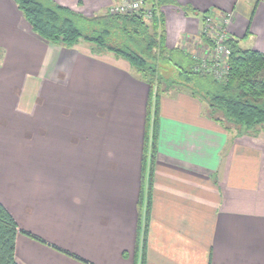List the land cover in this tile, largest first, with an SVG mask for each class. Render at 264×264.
Returning <instances> with one entry per match:
<instances>
[{"label":"crops","instance_id":"1","mask_svg":"<svg viewBox=\"0 0 264 264\" xmlns=\"http://www.w3.org/2000/svg\"><path fill=\"white\" fill-rule=\"evenodd\" d=\"M55 1L92 15L117 0ZM175 1L199 14H186L175 4L163 5L169 46L186 49L202 43L201 14L210 11L228 15V35L239 38L242 47L264 51V0ZM87 77L90 92L98 87L105 117L112 118L106 129H114V142L120 145L129 140L125 131L134 135L132 143L141 165L149 87L129 62L110 52L95 55L90 44L82 41L73 47L48 42L32 30L15 0H0V141L7 138L24 144L28 137L35 143L46 136L58 106L42 99L57 86H86ZM110 95H114V106ZM113 110L120 118H113ZM107 132L104 139L110 137ZM122 149L106 156L116 157L119 152L120 164ZM16 155L24 157L25 151L18 149ZM141 174L134 182H118L115 195H106L101 213L87 216L85 245L67 246L70 250L61 248L59 253L37 247L34 264H141L136 254ZM93 183L108 187L105 181ZM89 194L88 201L92 199L99 208L98 193ZM150 194L144 264H264V133L233 137L207 115L206 104L199 98L176 90L163 95ZM0 202L21 225L16 256L23 264L25 226L7 202ZM114 211L131 219L130 234L111 225Z\"/></svg>","mask_w":264,"mask_h":264},{"label":"trees","instance_id":"2","mask_svg":"<svg viewBox=\"0 0 264 264\" xmlns=\"http://www.w3.org/2000/svg\"><path fill=\"white\" fill-rule=\"evenodd\" d=\"M34 32L53 44L73 47L88 42L95 55L110 52L129 62L135 75L149 87L141 160L142 190L139 207V235L136 254L145 263V241L154 182L159 134V109L163 95L175 90L188 92L207 107L231 136H259L264 133V51L244 48L240 39L229 36L228 73L202 68V59L180 46H169L163 5L175 0H145L152 18L141 12L86 15L55 0H15ZM186 14L198 11L178 5ZM210 11L202 13L203 22ZM203 43L213 47V39L202 30ZM19 224L0 202V264H19L16 256Z\"/></svg>","mask_w":264,"mask_h":264},{"label":"rangeland","instance_id":"3","mask_svg":"<svg viewBox=\"0 0 264 264\" xmlns=\"http://www.w3.org/2000/svg\"><path fill=\"white\" fill-rule=\"evenodd\" d=\"M82 43L88 42L82 40ZM191 47L185 50L198 58L205 59L211 54V49L203 42ZM86 79V86L82 84L71 89L57 86L52 94H47V99H42L58 106L53 118L55 122L48 125L50 132L46 136L35 143L29 142L28 137L24 144L15 139L0 141V199L7 202L25 226L20 251L23 264L35 263L37 254L34 251L37 247L59 253L61 248L70 250L67 246L85 245L87 216L101 213L106 195L109 192L115 195L118 182L124 181L122 185L134 182L142 173L140 154L133 146L136 143H132L134 135L125 131L129 140L123 142V149V143H115L114 129H106L105 126L112 118L105 117L103 113L105 109H102L98 87L90 92L91 78ZM109 97L114 106V95ZM113 113L114 110L113 118L119 117ZM105 130L110 136L106 139L103 136ZM119 130H124L123 126ZM18 149L25 151L24 157H17ZM118 149L123 152L120 164L117 158L119 152L116 157L106 156ZM109 160H115L117 164ZM98 180L100 183L105 181L108 187L104 188L102 184L98 188L93 183ZM89 191L98 193L99 208L92 199L88 201ZM115 211L111 225L130 234L131 219L126 213L121 214L122 219ZM19 229L22 230L20 224ZM61 255L71 258L63 253Z\"/></svg>","mask_w":264,"mask_h":264},{"label":"built area","instance_id":"4","mask_svg":"<svg viewBox=\"0 0 264 264\" xmlns=\"http://www.w3.org/2000/svg\"><path fill=\"white\" fill-rule=\"evenodd\" d=\"M144 6L145 0H117L107 10L110 13L141 12ZM141 13L146 19L152 18L151 9H145ZM228 22V15H216L210 12L207 14L203 26V30L213 39V47L210 48L211 52L209 53L211 54H208L207 58L202 59L201 69L204 67L205 70L217 73L219 76L228 73L227 58L229 49L226 43L229 37Z\"/></svg>","mask_w":264,"mask_h":264}]
</instances>
